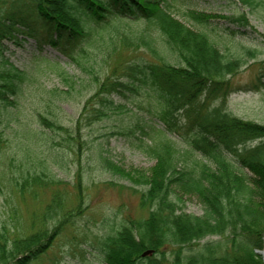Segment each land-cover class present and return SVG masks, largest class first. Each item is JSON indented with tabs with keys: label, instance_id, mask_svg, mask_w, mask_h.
<instances>
[{
	"label": "trees",
	"instance_id": "obj_1",
	"mask_svg": "<svg viewBox=\"0 0 264 264\" xmlns=\"http://www.w3.org/2000/svg\"><path fill=\"white\" fill-rule=\"evenodd\" d=\"M234 1L244 11L220 19L251 28L249 15L262 7L264 20V0ZM176 4L190 6L188 0H0V153L10 172L7 191L0 189L10 213L0 220V264H39L70 240L87 209L83 175L79 169L73 186L54 170L71 161L80 167L88 151L107 160L105 134L95 127L143 95L157 106L151 111H160L151 116L165 125L151 128L159 141L152 148L156 164L147 172L108 166L140 187L132 190L146 216L104 215L97 232L75 236L85 246L74 248L82 263L88 256L97 264H264V124L226 108L233 94H264V62H250L255 51H247L249 60L221 50L210 30L218 16L186 7L185 16L202 28L193 30L172 15ZM25 40L40 53L56 48L80 74L54 63L61 86L43 87L4 58L5 43ZM85 48L99 57L83 64ZM71 102L80 106L76 120L62 111ZM187 196L197 199L201 214L186 211Z\"/></svg>",
	"mask_w": 264,
	"mask_h": 264
},
{
	"label": "rangeland",
	"instance_id": "obj_2",
	"mask_svg": "<svg viewBox=\"0 0 264 264\" xmlns=\"http://www.w3.org/2000/svg\"><path fill=\"white\" fill-rule=\"evenodd\" d=\"M190 6H182L180 4L173 5L171 9L172 15L181 23L193 30H201L198 25L190 21L185 13L188 11L186 7L208 15L218 16L211 24V28L215 31L211 34V38L221 50L228 49L236 56H246L247 51H255L256 58L252 61L264 62V20L262 18V7L255 13L249 15L251 28L238 29L232 24L227 23L220 17L231 16L244 11V9L234 0H188ZM247 11V10H246ZM248 12V11H247ZM220 16V17H219ZM135 29L136 26H131ZM227 29L242 31L243 35L238 36L234 40L230 36L225 35ZM253 31L257 32L254 33ZM260 34V36H259ZM259 36L260 42L255 40ZM20 45L15 43H5L4 58L20 70H24L27 75L40 83L45 88H53L61 86L59 78L60 70L53 66L58 63L60 69L70 74H80L79 68L69 61L62 53L52 46L46 47L41 53L32 41H21ZM102 47L100 48L101 52ZM85 59L83 64L89 62L99 56V50L85 48ZM82 52V53H84ZM46 60H40V58ZM253 63V62H252ZM117 104H125L115 99ZM152 105V106H151ZM147 101L146 96H141L135 103H126L127 112L121 115H112L111 117L101 121L95 128L98 135L105 134L102 141L103 155L105 161L92 157L94 151L84 153L81 159V165L78 167L76 161H71L67 165H63L62 169H55L56 175L68 182L75 183V174L81 169L83 175V187L85 192V214L77 222L76 229L72 236L68 238L74 239L75 242L63 239L56 244L47 256L39 264H97L92 263L88 256H84V262L81 261V255L75 251L77 243L75 236L83 238V233L90 231V234L97 232L104 215H116L119 220L130 215L133 218L144 217L146 212L142 211L139 206V196L133 193L132 188L139 189L133 181L126 175L116 174L109 163L123 169L126 172L135 170L149 171L155 164L156 159L153 155L152 148L158 143L157 136L152 133L151 128L164 130V123L158 118L152 117V114L160 111H151L157 109V106ZM227 110L234 116L257 123L264 124V94L248 93L233 94L226 102ZM159 109V107H158ZM80 106L76 103H66L62 105V111L67 120H76L79 116ZM132 127L129 134L125 136L111 135L117 132L119 127ZM109 133L107 136L106 134ZM148 133V135H146ZM111 135V136H110ZM154 140V141H153ZM177 147L184 149L185 147L176 142ZM108 161V164H107ZM10 176L9 161L6 154L0 153V189L6 192L8 187L7 180ZM0 191V199H1ZM74 199V191H71L70 202ZM185 209L189 213L201 214V205L195 197H183ZM32 206V205H31ZM23 215L26 216V209L23 207ZM8 208L0 200V220L8 221L10 219ZM79 238V239H80ZM67 240V241H66ZM85 248L84 245H80Z\"/></svg>",
	"mask_w": 264,
	"mask_h": 264
},
{
	"label": "water",
	"instance_id": "obj_3",
	"mask_svg": "<svg viewBox=\"0 0 264 264\" xmlns=\"http://www.w3.org/2000/svg\"><path fill=\"white\" fill-rule=\"evenodd\" d=\"M149 253H150V252H148V251L145 252V253H144V256H145V255H148ZM259 254L262 255L263 260H264V250H263L262 252H259Z\"/></svg>",
	"mask_w": 264,
	"mask_h": 264
}]
</instances>
